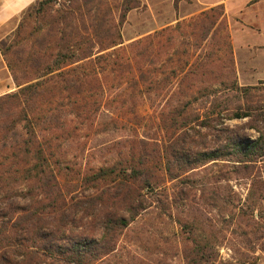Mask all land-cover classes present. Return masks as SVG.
<instances>
[{
  "label": "trees",
  "instance_id": "obj_1",
  "mask_svg": "<svg viewBox=\"0 0 264 264\" xmlns=\"http://www.w3.org/2000/svg\"><path fill=\"white\" fill-rule=\"evenodd\" d=\"M135 3L122 0L118 23L109 18L104 26L106 15L100 14L112 13L108 0H36L20 13L10 38L0 40V53L16 88L0 96V145L8 147L2 158L8 167L0 174V194L9 191L11 182L26 185L17 189L26 204L0 213V264H102L116 251L130 222L152 208L155 193L166 190L163 185L192 183L210 166L232 164L238 170L264 161V102L256 107L245 104L257 89L237 84L222 8L201 12L183 24L198 46L206 39L208 48L225 46L230 72L217 78L223 89L197 93L188 88L181 93L185 103L159 110L156 102L173 96L183 81L195 80L206 63H199V57L192 62L194 54L186 51L180 54L175 34L167 29L123 46L120 26ZM137 97L150 102L158 119L156 132L164 137L161 145L154 130L139 136L144 116L135 104ZM219 97L225 100L216 104ZM198 100H205L210 109L192 110ZM223 114L227 120L248 118L250 128L261 133L248 142L224 125ZM61 116L69 121H61ZM118 129L130 135L124 144L112 142L107 148H116V157L80 169L74 177L100 193L73 203L76 193L70 184L65 187L68 177L63 175L72 174L66 150L77 144L81 154L86 149L82 140ZM206 176L194 182L203 180L204 186ZM68 196L74 210H80V219L91 214L95 221L96 216L98 239L93 221L82 240L67 232ZM46 217L56 221L49 233L42 231ZM188 240L192 246L187 264H215L205 244Z\"/></svg>",
  "mask_w": 264,
  "mask_h": 264
},
{
  "label": "rangeland",
  "instance_id": "obj_2",
  "mask_svg": "<svg viewBox=\"0 0 264 264\" xmlns=\"http://www.w3.org/2000/svg\"><path fill=\"white\" fill-rule=\"evenodd\" d=\"M34 1L36 0H24L21 4L25 6ZM135 1V8L125 15L123 24L120 26L123 46L162 29H167L168 33L175 34L176 48L180 54L186 51L191 55L194 54L192 62L196 61V57H199V63H206L205 69L199 68V74L195 76V80L183 81L173 89L175 91L173 96L169 94L165 100L156 102V109L160 110L163 107H174L185 103L186 99L181 96V93L188 88H191V91H197V93L204 89L214 92L222 90L223 87L219 84L220 79L217 78L228 75L230 72L229 66H227L230 59L225 46L220 43L216 47L208 48L207 43L210 42L208 39L203 42V45L198 46L197 40L189 36L190 29H188L187 24H183L200 13L186 14L184 10L192 8L189 6L178 8L180 0ZM108 5L112 13L108 14L104 10L100 14L101 16L103 13L106 15V19L103 21L104 26L105 23L108 24L109 18H112L116 24L118 23L122 0H108ZM19 19L20 13L8 22L2 32L14 30ZM177 23H180L181 26L174 32L172 29ZM12 33L13 31L9 32L6 37L10 38ZM227 33L230 43L228 23ZM206 55H209L207 60ZM215 59H219L218 63L214 62ZM209 61L214 63L209 65ZM234 68L239 87H255L257 89V91L250 93L245 104L250 107L260 106L257 103L264 102V85L262 82L248 85V80L239 79L235 62ZM117 93L115 97H117ZM224 100V98L219 97L216 104H220ZM117 101L116 99L113 104L116 107L118 106ZM207 101L211 102L212 97ZM205 102V100L193 102L192 110H198L202 113V111L210 109L209 105H204ZM135 104L140 115L144 116L141 122L143 128L138 130L139 136L147 131L149 134L151 130H154L156 135L160 137H155V139H159L160 142L162 139L163 142V135L156 132L158 119L150 109V102L137 97ZM60 119L61 121H69V118L64 116H61ZM222 119L224 125L239 131L240 135L248 142L256 140L261 133L250 128L253 123L248 118L227 120L226 114H223ZM2 120L0 118V122ZM259 128V131H262L261 124H259ZM202 132L204 133V131ZM215 133L211 134L215 135ZM128 135L130 134L127 131L118 129L114 132L94 135L89 139L82 140L81 144L85 143L86 149L81 154L76 152L77 144L66 150L67 156L72 162V166L67 167V169L72 174L64 171L63 175L65 178L68 177L65 187L66 184H70V189L76 193L72 199L73 203L77 200L85 201L100 193V191L97 193L91 186H83L75 180L76 173L88 166H97L104 161L110 162L116 157L117 150L116 148L114 150L107 148L112 142L124 144V138ZM162 142L158 145H161ZM7 148L0 145V174L8 167L2 164L4 162L3 156L8 154ZM205 175H207V183L204 186L203 180L194 182V180ZM80 177L78 178L80 179ZM194 180L192 183H182L181 181L177 185H175L176 183L163 185L161 188L166 190L160 191L161 193L158 192V194L155 193L151 200L153 201L152 208L135 221L130 222L128 228L122 232L117 241L116 251L107 257L102 264H187L186 259L190 255V247L192 246L187 239L192 238L207 246L206 250L213 256L212 260L215 261V264H264V161L258 162L255 166L240 167L238 170L232 164L210 166ZM11 184L13 185L8 189L9 191H4V196L0 194V213L7 212L10 206L17 203L26 204V200L17 195V189L19 187L24 188L26 185H21L22 183L19 184V182H11ZM175 193L177 195L172 200ZM165 194L169 196V200H166ZM70 198L68 196L65 208L66 220L69 221L66 230L73 232L75 238L82 240L86 233L91 232L90 223L93 221V216L90 214L87 215L88 218H83V216L80 219V210L79 212L74 210L72 202L69 201ZM155 199L161 200V203L156 202ZM92 203L96 204L95 202ZM93 207L98 208L99 206L93 205ZM121 216L128 220L126 214ZM46 219L48 220L44 222L43 233L52 232L55 229L54 225H56L54 219L50 217H46ZM185 224L188 226L185 228L187 230H184ZM93 227L98 239L100 224L96 216Z\"/></svg>",
  "mask_w": 264,
  "mask_h": 264
},
{
  "label": "crops",
  "instance_id": "obj_3",
  "mask_svg": "<svg viewBox=\"0 0 264 264\" xmlns=\"http://www.w3.org/2000/svg\"><path fill=\"white\" fill-rule=\"evenodd\" d=\"M23 1L0 0V40L13 31L3 33L2 29L28 6H22ZM186 6L192 8L184 10L188 15L221 7L239 79L248 80V85L264 82V0H180L178 8ZM13 90L15 85L0 53V96Z\"/></svg>",
  "mask_w": 264,
  "mask_h": 264
}]
</instances>
